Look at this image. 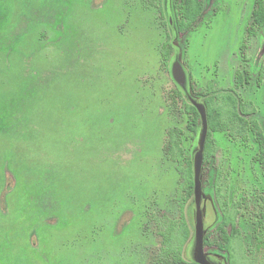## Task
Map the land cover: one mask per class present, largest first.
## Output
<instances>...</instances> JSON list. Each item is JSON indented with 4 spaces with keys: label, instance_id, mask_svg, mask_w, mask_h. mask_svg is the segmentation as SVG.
<instances>
[{
    "label": "rangeland",
    "instance_id": "rangeland-1",
    "mask_svg": "<svg viewBox=\"0 0 264 264\" xmlns=\"http://www.w3.org/2000/svg\"><path fill=\"white\" fill-rule=\"evenodd\" d=\"M254 3L204 0L200 22L180 33L173 0H0V264H153L177 225L187 238L164 264H198L197 217L206 236L223 209L236 211L237 264H264L254 134L212 133L220 175L204 176L203 163L201 199L193 188L183 207L177 162L163 150L171 130L194 163L202 125L189 129L187 106L207 110L210 97L251 103L264 133V30L247 33ZM205 253L229 264L225 252Z\"/></svg>",
    "mask_w": 264,
    "mask_h": 264
},
{
    "label": "trees",
    "instance_id": "trees-1",
    "mask_svg": "<svg viewBox=\"0 0 264 264\" xmlns=\"http://www.w3.org/2000/svg\"><path fill=\"white\" fill-rule=\"evenodd\" d=\"M173 6L177 17V28L180 33H186L194 28L203 17L204 13V0H173ZM264 30V0H255L250 27L247 30L248 39L253 37L258 30ZM245 48V44L243 45ZM171 44L163 45V60L168 61L171 54ZM243 76H238V84L248 81V75L242 79ZM204 103L207 107V115L209 122V135L205 147V160L203 172L204 176L218 178L220 170L216 167L214 159L215 153L212 151V133L217 131H228L230 135L245 134L250 131L255 136V141L258 144L259 155L258 158L264 163V133L261 130L258 122L251 118L255 110H249L251 103H240L238 99L232 95H227L223 98V102L220 104L216 101V98L210 97L205 99ZM190 110V121L188 124L189 129L196 133L199 127L202 125L200 115L197 109L192 106H187ZM178 137L174 135L171 130L167 133V139L163 146L164 153L169 159H174L177 162V171L180 174V182L178 186V192L184 191V195L181 198L182 207L187 203V196H191L190 192L194 188V163L192 158H185L182 154L180 141ZM176 153V156L172 158V155ZM212 161V162H211ZM211 166V167H210ZM209 167V169H208ZM178 201L180 199L178 198ZM262 201V200H261ZM264 205V200L262 201ZM227 207V205L225 206ZM223 209V216L220 223L212 230H210L205 236V248H214L216 250L227 253L229 264H237L233 249L236 242L239 239V229L236 224V211H226ZM264 224V207L260 215V219L257 222L258 226ZM173 237L170 238L166 248L159 251L157 259L153 264H164L166 260L177 261L181 255V250L173 246V240L181 243L187 238L183 226L177 225L173 229ZM174 261V262H175ZM195 264V263H193Z\"/></svg>",
    "mask_w": 264,
    "mask_h": 264
},
{
    "label": "water",
    "instance_id": "water-1",
    "mask_svg": "<svg viewBox=\"0 0 264 264\" xmlns=\"http://www.w3.org/2000/svg\"><path fill=\"white\" fill-rule=\"evenodd\" d=\"M173 76L179 84L183 85L185 83V73L181 65L178 63H175L173 66ZM193 105L197 109L202 123L200 148L194 159V189H195L196 201L199 202L201 199V175H202V167L204 163V152L209 135V122H208V115L205 106L197 102H194ZM204 244H205L204 225L202 218L199 215L197 217V223H196L195 261L198 264H212L206 256Z\"/></svg>",
    "mask_w": 264,
    "mask_h": 264
}]
</instances>
